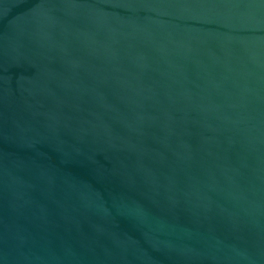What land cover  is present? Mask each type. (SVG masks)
<instances>
[{"label": "water", "instance_id": "95a60500", "mask_svg": "<svg viewBox=\"0 0 264 264\" xmlns=\"http://www.w3.org/2000/svg\"><path fill=\"white\" fill-rule=\"evenodd\" d=\"M0 264H264V0H0Z\"/></svg>", "mask_w": 264, "mask_h": 264}]
</instances>
